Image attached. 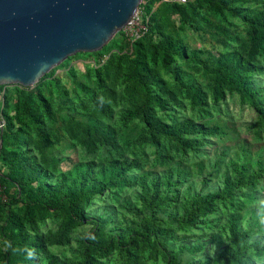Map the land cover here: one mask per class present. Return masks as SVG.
<instances>
[{
    "label": "rangeland",
    "instance_id": "obj_1",
    "mask_svg": "<svg viewBox=\"0 0 264 264\" xmlns=\"http://www.w3.org/2000/svg\"><path fill=\"white\" fill-rule=\"evenodd\" d=\"M151 3L152 10L168 7L162 0H151ZM192 16L185 20L170 10L161 12L159 20L163 24V33L179 42V50L184 56L174 53L169 69L164 68L160 57L156 68L158 73L150 82V93L163 102L162 106L153 105L155 117L167 125L184 122L188 127L183 129L193 128L192 132L182 136L189 144L183 145L164 136L160 137V145L143 142L142 138L141 145L134 143L133 139H139L138 135L143 134L141 127L145 130L148 121L141 116L125 117L130 97L124 79L120 77L114 88L118 96L115 102L106 91L100 92L101 99L104 97L114 103L108 112L102 113L101 99L90 102L89 107L112 127L131 129L128 130L129 142L121 147L122 161H119L130 165L118 178L126 184L107 188L102 194L92 196L83 212V221L67 229L62 227L65 210L60 205L49 209L50 215L45 218L36 216L34 225L28 224L26 205L31 198L15 175L7 173L0 159V178L5 180L8 191L3 195V226L11 224L10 213H18L25 235L42 245L33 264H83L88 252L86 239L99 229L105 236L116 235L121 244L105 255L93 254V264H166L167 249L176 256L179 264H236L222 255L230 241L227 221L231 217H237L240 229L247 233L241 244L244 264H264V251L257 252V248L264 245V120L258 108L264 105V57L253 55L249 58L251 88L255 91L256 104L242 99L236 92H225L216 101L207 88L204 89V100L194 104L185 92L188 85L182 83L186 76L190 84H204L205 74L199 61L209 57L219 61L226 53L233 52L240 37L252 34V19L264 17V0L233 1L218 12L203 7ZM218 23L234 37L225 38L223 32L214 27ZM157 37L162 38L154 36L150 41L156 43ZM147 39L143 40V45L149 42ZM104 46L97 52L75 53L47 72L53 71L52 75L59 79L62 94H56V99L64 111L76 117L87 113L83 112L84 107L72 90L70 66L80 76L85 75L90 67H103L117 50L125 53L134 49L133 41L123 39L119 31ZM131 57L129 55L128 58ZM91 75L92 71H89ZM85 76L88 80V74ZM17 85H0V129L5 93L10 90L7 98L12 112L15 108L13 90ZM62 115L60 112L59 116ZM211 125L218 126V130L209 132ZM51 126L53 124L45 120L36 132L30 131V144L21 148L23 154L30 157L29 167L42 170L41 179L45 183L52 184L61 179L72 181L76 177L72 170L77 162L89 163V171H93L106 161L107 156L99 155V151L86 154L80 144L65 146L63 140L55 142L54 150L58 151L45 160L36 139L38 135L51 133ZM111 151L115 154L118 149ZM241 170L242 181L235 182L231 195L222 193L227 179ZM27 174L31 175V172L27 170ZM143 174L147 176L150 193H156L163 201L150 210L151 213H143L142 187L138 178ZM252 175L254 181L250 183L248 178ZM210 193L218 195L212 209L187 223L182 216L184 206L189 205L193 196ZM19 207L22 210L17 211ZM145 223L150 226L149 232L164 228L167 240H161L155 248H150L139 238V244L129 249L130 245L125 241L136 237L137 229Z\"/></svg>",
    "mask_w": 264,
    "mask_h": 264
},
{
    "label": "trees",
    "instance_id": "obj_2",
    "mask_svg": "<svg viewBox=\"0 0 264 264\" xmlns=\"http://www.w3.org/2000/svg\"><path fill=\"white\" fill-rule=\"evenodd\" d=\"M233 1L245 0H189L186 3H172L162 0L163 4L166 3L168 7L166 9L157 7L154 10H152L151 0L148 3L141 2L139 7L148 16V30L145 35L133 41L134 49L132 51L121 53L120 50H117L116 53L110 55L103 67L96 69L90 67L91 70L88 68L85 75L88 74L89 76V71H92L88 80L85 75L80 76L74 67L68 68L73 85L72 90L84 107L83 112H87L81 117L64 111L60 102L57 101L56 94H62V91L58 85V77L52 75L53 71L43 75L33 87L17 85L13 90L15 108L12 112L9 110L7 98L10 90L5 93L1 119L3 125L0 129V159L7 173L15 175V178L19 180V185L25 189L31 198V202L26 205L29 225H34L36 216L45 218L50 215L49 209L60 205L65 210V220L62 227L67 229L83 221V212L92 196L102 194L107 188L122 187L126 184L125 181L118 178L126 173L130 165H125L119 161H122L120 160L122 156L121 147L129 142L128 130L131 129L126 127L120 130V128L112 127L103 118L100 119L99 115H95V112L89 107L90 102H98L101 99L100 92L102 90L106 91L109 97L114 98L113 102H115L118 96L114 88L120 77L124 79L130 97L125 117L141 116L146 117L148 121L145 130L141 127L143 134L138 135L139 139H133L134 143L141 145L140 138H142L143 142L160 145V137L164 136L183 145L189 144L187 140L182 139V136L186 132H192L193 128L183 129L182 127H188L183 124L184 122L167 125L155 117L153 112V105H163V102H160L155 95L150 93V82L158 73L156 68L159 58L161 57L164 68L169 69L174 59V53L184 56L179 50V42L169 34L163 33V24L160 22L159 16L163 10H170L186 20L193 18L192 15L199 13L203 7H209L218 12L223 6H228ZM203 18L206 21L209 20L206 19V16ZM252 23L254 24L252 34L247 35V37H240L233 52L226 53L219 61L212 59V57L199 61L203 66L202 72L205 74L202 86L190 84L187 77H184L182 83L188 85L185 92L191 102L200 104L205 98L204 89L207 88L216 101L222 98L225 92H236L242 99H247L256 104L255 91L251 88L249 71L252 66L249 63V58H252L253 55L264 57V17L253 18ZM214 27L221 30L225 38L234 37L219 23ZM119 33L123 39L131 41L124 36L122 31ZM154 36H161L162 38L157 37L156 43H152L150 40ZM146 38L149 42L143 45V40ZM129 55H132L131 59L128 58ZM178 75L180 77V74ZM167 100L170 101L169 98ZM113 104L103 97L100 101L102 113L108 112ZM258 108L263 116L261 118L264 120V105L258 106ZM60 112L63 113L61 117L59 116ZM45 120H49L53 124L51 133H48L51 137L48 134L38 135L36 139L45 160L50 154L58 151V149L54 150L55 142L63 140L65 146L80 144L86 154L99 151V155L105 154L107 156L106 161L100 163L93 171H89V163L77 162L73 166L72 172L76 177L72 181L61 179L52 184L45 183L41 179L42 170L37 167H29L30 157L24 155L21 149L23 145L30 144V131L36 132L39 125ZM214 126L211 125L208 131L218 130V126ZM112 149H118V152L113 154ZM163 157L166 160V156L163 155ZM254 161L260 160L254 159ZM166 162L169 163V161ZM27 170L31 172V175L27 174ZM237 174L241 177L243 171H237L235 176L227 179L222 193L231 195L235 182L242 181V177H238ZM146 177L145 174L138 177L142 187V207L143 213H151L150 210L158 207L163 201L156 193H150V185L146 182ZM248 180L252 183L254 175L249 176ZM4 182L5 180L0 178V264H33L42 245L25 235L23 223L19 219L18 213H10L11 224L8 227L3 226L1 217L3 195L8 192ZM217 197L216 193L193 196L189 205L184 206L183 219L187 223H191L198 215L209 212ZM20 210L22 207H19L17 211ZM227 224H229L230 241L223 249L222 255L236 264H244L241 244L247 233L240 229L237 217L229 218ZM149 227L148 223L141 225L137 229V236L125 241L126 245H130L129 249L139 244V238L145 246L150 248H155L161 240H167L164 228L149 232ZM117 239L116 235L105 236L101 229L92 232L86 239L88 252L83 264H93V254L105 255L111 248L120 245L121 243ZM263 251L264 245L257 248V252ZM165 256L166 264H179L176 256L170 250H165Z\"/></svg>",
    "mask_w": 264,
    "mask_h": 264
},
{
    "label": "water",
    "instance_id": "obj_3",
    "mask_svg": "<svg viewBox=\"0 0 264 264\" xmlns=\"http://www.w3.org/2000/svg\"><path fill=\"white\" fill-rule=\"evenodd\" d=\"M142 0H0V85H34L78 52L100 50Z\"/></svg>",
    "mask_w": 264,
    "mask_h": 264
},
{
    "label": "built area",
    "instance_id": "obj_4",
    "mask_svg": "<svg viewBox=\"0 0 264 264\" xmlns=\"http://www.w3.org/2000/svg\"><path fill=\"white\" fill-rule=\"evenodd\" d=\"M172 3H186L189 0H164ZM148 30V16L140 7L132 15L128 23L120 30L129 40L134 41L145 35ZM3 122H1V126Z\"/></svg>",
    "mask_w": 264,
    "mask_h": 264
}]
</instances>
